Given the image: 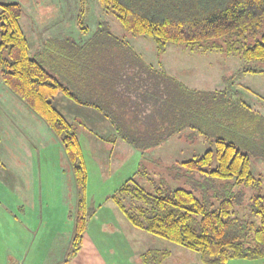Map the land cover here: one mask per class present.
Here are the masks:
<instances>
[{
  "label": "trees",
  "instance_id": "obj_1",
  "mask_svg": "<svg viewBox=\"0 0 264 264\" xmlns=\"http://www.w3.org/2000/svg\"><path fill=\"white\" fill-rule=\"evenodd\" d=\"M83 1L80 0L82 5ZM97 1L104 11L114 13L132 36L153 38L159 54L167 43H174L191 50L264 61V0ZM0 5L1 83L59 137L71 164L78 196L83 194L87 170L71 124L53 105L60 93L79 104L106 111L121 138L140 151L160 145L185 128L214 138V149L173 164L184 169L183 174L178 172L173 177L180 179L186 173L190 188L172 187L164 181L156 183L143 169L138 176L150 179L152 190L139 184L136 173L115 190L111 200L134 227L199 252L203 264L264 259V195H253L247 217H239L231 191L235 185H261L260 178L251 171L248 155L254 150L264 154V117L260 113L230 87L213 91L188 88L164 70L147 64L125 40L102 42L106 44L104 49H112V54L124 58L117 64L123 67L104 63L107 69L94 74L97 91L80 95L71 87L73 82L68 85L58 79L50 67L54 66L52 58L48 57V65L42 57L46 44L43 52L29 55L28 39L20 25V3L7 1ZM78 24L85 28L80 19ZM102 31L100 28L97 33ZM72 43L74 48L76 44ZM111 70L115 72V91L107 99L99 87L110 77ZM245 72L260 73L264 69L240 71ZM126 109L131 116H121L127 113ZM115 112L120 113L114 116ZM135 113L147 118L145 128L134 121ZM195 190L202 196L198 197ZM125 200L136 203L130 208ZM76 207L71 256L81 249L86 229L82 198ZM169 255L168 250L148 249L139 255V260L143 264H162ZM67 261L66 258L63 264Z\"/></svg>",
  "mask_w": 264,
  "mask_h": 264
},
{
  "label": "rangeland",
  "instance_id": "obj_2",
  "mask_svg": "<svg viewBox=\"0 0 264 264\" xmlns=\"http://www.w3.org/2000/svg\"><path fill=\"white\" fill-rule=\"evenodd\" d=\"M7 1L22 6L20 25L28 39L29 55L43 52L46 44L47 50L42 57L48 65V57L52 58L54 66L50 67L65 84L75 82L79 89L96 92L94 74L106 70L108 64L123 67L117 64L124 58L112 54V49L106 50L104 46L108 42L125 40L147 64L167 70L178 82L198 90L236 89L239 97L264 117V74L240 73L243 68L264 69V61H246L235 55L191 50L174 43H167L165 51L159 54L153 38L132 36L115 14L104 11L97 0H84L83 5L80 0H0V4ZM79 19L85 28L81 29ZM100 28L102 33H97ZM102 42L107 43L102 45ZM113 74L111 70L110 77L99 87L105 91L107 99L115 91ZM53 105L71 124L82 148L87 181L79 196L59 137L26 103L0 85V218L4 216L3 209L7 218L12 216L14 246L18 240L24 246V236H27L30 246L42 250L38 260L41 262L44 256V264H63L66 258V264H84L88 250H98V264L105 261L100 257L106 252V262L113 254L120 264H138L139 255L148 249L168 250L170 256L165 264H203L199 252L134 227L111 200V195L136 173V180L148 190H152L151 180L190 188L186 173L180 179L173 177L184 172L173 164L214 149V138L185 128L162 145L140 151L121 138L106 111L90 104H79L62 93L54 98ZM126 112L121 116L132 115L127 109ZM119 113L115 112L114 116ZM134 118L145 128L147 118L137 114ZM248 155L251 171L260 178L261 185L232 188L236 199L234 210L239 217H247L253 195H264V154L254 150ZM143 169L151 180L138 176V171ZM198 191L194 192L202 196ZM81 198L86 218L84 236L92 239L85 242L86 247L79 255L71 256L76 206ZM133 203L136 202L124 201L130 208ZM101 232L103 238L99 236ZM97 243H101L102 249ZM129 249L131 257L127 253ZM225 264H264V259H230Z\"/></svg>",
  "mask_w": 264,
  "mask_h": 264
},
{
  "label": "crops",
  "instance_id": "obj_3",
  "mask_svg": "<svg viewBox=\"0 0 264 264\" xmlns=\"http://www.w3.org/2000/svg\"><path fill=\"white\" fill-rule=\"evenodd\" d=\"M164 71L168 75H170L172 77H175L174 75L168 73L167 70H164ZM245 73H250V72H245ZM260 74H264V72H260ZM0 85L3 86L2 83ZM71 85H72L71 87L75 91H77V93L79 92L80 94L85 93L86 95H89L91 93L90 91H92L90 89L88 90L87 88L84 89V90L79 89L76 86L75 82H73V84H71ZM231 89L234 90L233 88H231ZM214 90H217V89H214ZM235 91H237V90L235 89ZM166 140H168V139H166ZM163 143L164 142H162L160 145H162ZM4 210L5 209L2 210V213L4 214V216L2 218H0V264H44L43 263L44 262L43 261L44 256L41 258V262L42 263L39 262V260H38V257L40 255L39 251H42V250H39V248H37V247H36L37 249L35 250L34 246H32V245L30 246L29 239H27V236H24V238L26 240L24 246L22 245L21 242L19 243L18 239H17L18 242H16V244L14 246V243H13L14 238H13V232H12L13 223H12V218H11L12 216L9 214L11 217L7 218V214L5 215V211ZM26 212H27V207H25V209H24V213H26ZM101 235H104L103 232H101L100 235H99L101 238H103V236H101ZM86 236L87 235H85V236L83 235L82 247L78 251L77 255H79V253L82 252L83 248L86 247L85 242L87 240H91L92 239V238L88 239V238H86ZM17 244L20 245V246H17ZM97 244H98V248L102 249L101 243H97ZM40 249H43V248H40ZM34 250L36 252L35 254H34ZM130 251L131 250L129 249V252H127V253L131 257V256H133V254ZM97 252H98V250H88L87 251V255H85L84 264H98L97 263L98 261H96V259L99 256V254H97ZM107 254L108 253L106 252V253H103L101 255V257H100L101 261L103 259L105 261L104 262H100L99 261L100 264H120L119 261L113 257V254H111V256L109 257V260L106 262V260L108 259V255ZM167 259H165L164 262L167 261ZM257 260H260V259H257ZM257 260H250V261H257ZM164 262L162 264H165ZM138 264H141V262H138ZM187 264H190V263H187Z\"/></svg>",
  "mask_w": 264,
  "mask_h": 264
}]
</instances>
